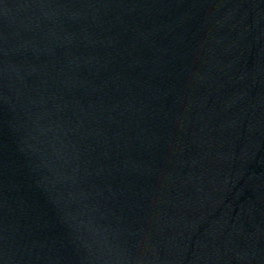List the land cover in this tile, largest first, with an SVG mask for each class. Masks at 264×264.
<instances>
[{
  "label": "water",
  "instance_id": "water-1",
  "mask_svg": "<svg viewBox=\"0 0 264 264\" xmlns=\"http://www.w3.org/2000/svg\"><path fill=\"white\" fill-rule=\"evenodd\" d=\"M0 264H264V0H0Z\"/></svg>",
  "mask_w": 264,
  "mask_h": 264
}]
</instances>
